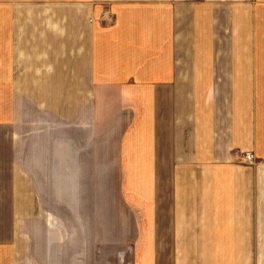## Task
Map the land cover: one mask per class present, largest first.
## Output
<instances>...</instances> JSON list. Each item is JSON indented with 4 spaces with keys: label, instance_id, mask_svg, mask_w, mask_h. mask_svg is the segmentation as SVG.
I'll use <instances>...</instances> for the list:
<instances>
[{
    "label": "crops",
    "instance_id": "0c3cea01",
    "mask_svg": "<svg viewBox=\"0 0 264 264\" xmlns=\"http://www.w3.org/2000/svg\"><path fill=\"white\" fill-rule=\"evenodd\" d=\"M0 264H264V0H0Z\"/></svg>",
    "mask_w": 264,
    "mask_h": 264
},
{
    "label": "built area",
    "instance_id": "2783aa9c",
    "mask_svg": "<svg viewBox=\"0 0 264 264\" xmlns=\"http://www.w3.org/2000/svg\"><path fill=\"white\" fill-rule=\"evenodd\" d=\"M99 18L103 20H108V21L112 19L111 15H109L108 12H102L101 15H99ZM245 159L248 161H252L253 155L250 153H245Z\"/></svg>",
    "mask_w": 264,
    "mask_h": 264
},
{
    "label": "rangeland",
    "instance_id": "374dc122",
    "mask_svg": "<svg viewBox=\"0 0 264 264\" xmlns=\"http://www.w3.org/2000/svg\"><path fill=\"white\" fill-rule=\"evenodd\" d=\"M102 12H108V14L111 15L112 19L110 21H108V20H103L101 18H98V19H100V21L105 22L106 24L107 23L109 24V23H112L115 20L114 14L111 13L108 9L101 10L100 13H99V15H101ZM244 159H245V154H244ZM245 161H247V162H253V159H252V161H248V160L245 159Z\"/></svg>",
    "mask_w": 264,
    "mask_h": 264
}]
</instances>
